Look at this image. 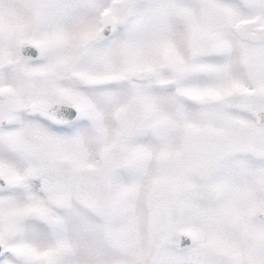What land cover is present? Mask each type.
<instances>
[{
    "label": "snow or ice",
    "instance_id": "snow-or-ice-1",
    "mask_svg": "<svg viewBox=\"0 0 264 264\" xmlns=\"http://www.w3.org/2000/svg\"><path fill=\"white\" fill-rule=\"evenodd\" d=\"M0 264H264V0H0Z\"/></svg>",
    "mask_w": 264,
    "mask_h": 264
}]
</instances>
